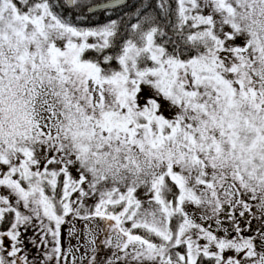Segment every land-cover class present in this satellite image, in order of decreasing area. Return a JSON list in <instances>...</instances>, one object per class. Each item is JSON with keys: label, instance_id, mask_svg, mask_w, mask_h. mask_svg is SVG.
I'll list each match as a JSON object with an SVG mask.
<instances>
[{"label": "snow or ice", "instance_id": "1", "mask_svg": "<svg viewBox=\"0 0 264 264\" xmlns=\"http://www.w3.org/2000/svg\"><path fill=\"white\" fill-rule=\"evenodd\" d=\"M0 264H264V0H0Z\"/></svg>", "mask_w": 264, "mask_h": 264}]
</instances>
